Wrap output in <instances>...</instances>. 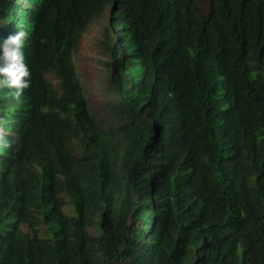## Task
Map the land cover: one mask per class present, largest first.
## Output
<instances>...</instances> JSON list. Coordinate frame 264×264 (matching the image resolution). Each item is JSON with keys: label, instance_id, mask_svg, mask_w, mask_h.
Here are the masks:
<instances>
[{"label": "trees", "instance_id": "16d2710c", "mask_svg": "<svg viewBox=\"0 0 264 264\" xmlns=\"http://www.w3.org/2000/svg\"><path fill=\"white\" fill-rule=\"evenodd\" d=\"M105 17L107 128L76 59ZM20 27L0 264H264V0H0Z\"/></svg>", "mask_w": 264, "mask_h": 264}, {"label": "rangeland", "instance_id": "374dc122", "mask_svg": "<svg viewBox=\"0 0 264 264\" xmlns=\"http://www.w3.org/2000/svg\"><path fill=\"white\" fill-rule=\"evenodd\" d=\"M106 18L108 19L105 17L101 22L92 24L85 32L76 59L87 89L92 113L107 128L117 125V122L111 119L116 118L115 115L108 114L110 104L117 99V95L109 83L107 64L110 55L105 49L103 39ZM65 210L68 213L73 212L69 204H66Z\"/></svg>", "mask_w": 264, "mask_h": 264}, {"label": "clouds", "instance_id": "9594fccd", "mask_svg": "<svg viewBox=\"0 0 264 264\" xmlns=\"http://www.w3.org/2000/svg\"><path fill=\"white\" fill-rule=\"evenodd\" d=\"M25 36V31L20 27L19 31L10 34L0 43V89H14L17 97L31 83L30 68L23 52Z\"/></svg>", "mask_w": 264, "mask_h": 264}]
</instances>
